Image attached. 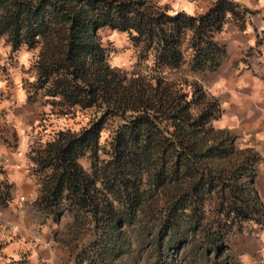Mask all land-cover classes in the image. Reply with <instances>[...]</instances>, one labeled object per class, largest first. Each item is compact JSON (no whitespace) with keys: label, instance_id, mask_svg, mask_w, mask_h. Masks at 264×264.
Masks as SVG:
<instances>
[{"label":"trees","instance_id":"trees-1","mask_svg":"<svg viewBox=\"0 0 264 264\" xmlns=\"http://www.w3.org/2000/svg\"><path fill=\"white\" fill-rule=\"evenodd\" d=\"M244 10L234 0H212L196 13L171 11L162 0H0V37L11 51L35 49L27 97L39 90L48 113L59 116L74 107L99 111L87 125L53 128L29 144L33 206L54 220L66 210L73 223L82 212L89 228L106 234L110 250L103 254L114 251L125 224L155 225L154 236L167 242L192 232L200 254L215 257L228 228L225 221L209 224L208 210L236 223H264L254 185L257 152L212 124L219 101L196 78L163 75L216 68L225 48L214 34L228 18L240 23ZM103 29L126 32L139 56L149 52V73L127 77L111 66ZM109 120L100 157V131ZM84 155L86 167L78 160ZM7 185L0 180V202L10 198Z\"/></svg>","mask_w":264,"mask_h":264},{"label":"crops","instance_id":"crops-1","mask_svg":"<svg viewBox=\"0 0 264 264\" xmlns=\"http://www.w3.org/2000/svg\"><path fill=\"white\" fill-rule=\"evenodd\" d=\"M234 1L253 8L259 22L251 27L244 17L240 23L228 18L214 34V39L225 48L219 65L186 75L196 78L218 99L221 112L212 124L229 129L239 143L257 152L254 185L264 208V0ZM175 2L186 12H192L189 9L195 6L190 0ZM32 54L24 45L11 51L7 42L0 41V180L8 184L10 194L7 202H0V242L4 248L13 242L25 244L29 250L23 264L35 263L34 240L39 237L34 230L29 232L31 220L37 225L35 217L39 210L32 204L37 182L28 170L27 150L38 139L37 133H41L42 117L48 115L47 123L56 117L55 113H46L49 107L43 101L27 97L24 80L25 73L33 71L28 70ZM51 125L49 128L53 129L57 122ZM20 139L22 149L18 154L16 145L18 140L21 144ZM28 214L32 215L31 220ZM227 241L235 264H264V224L249 223L247 228L232 231Z\"/></svg>","mask_w":264,"mask_h":264},{"label":"rangeland","instance_id":"rangeland-1","mask_svg":"<svg viewBox=\"0 0 264 264\" xmlns=\"http://www.w3.org/2000/svg\"><path fill=\"white\" fill-rule=\"evenodd\" d=\"M162 1L167 2L171 11L180 9V7L174 6L180 4L179 2L176 3L175 0ZM190 1H193L195 4L193 9L190 10L192 13L205 10L212 2V0ZM256 2L254 1L255 4ZM239 5L247 9L246 11L244 10L246 16H243L245 23L254 27L256 22H259V19H256L254 15V9L249 6L246 7V5L243 6L240 3ZM254 7L258 8L259 5H254ZM249 12L253 14L249 16ZM261 18L264 20V12ZM100 31L101 39L109 49L108 63L111 66L121 69L127 77L135 72L144 75L149 73V68L152 63L151 54L148 52L145 56H139L140 45L133 44L129 40L126 32L116 29H103ZM1 40H3L2 37H0ZM30 50L33 53L35 52V49ZM33 71H28L30 73L27 74L25 73L26 78L24 82L30 88L34 79ZM163 75L168 79H177L182 76L189 77L182 69H165ZM36 97L41 101H46V96L40 95L39 90L36 91ZM46 102L51 105L48 101ZM54 107L56 109L59 108L58 105H54ZM98 112L93 106L86 108L74 107L69 109L68 113L60 114V116L55 115L56 117H53L52 123L57 122L55 129L57 127L77 129L87 125L90 120L95 119ZM47 121L45 117L44 125L39 130L41 133L39 135L37 133L38 142L39 139L42 138L45 140L51 134L48 132L51 130L49 127L52 126V123L48 124ZM113 125V121L109 120L105 122L100 131L99 148L97 150V154L100 157L105 155L103 146L109 138V130ZM21 142L22 140L20 139ZM235 142L239 146H243L237 139H235ZM21 149L22 143L19 144L18 140V144L16 145L18 154ZM78 160L83 166H88V158L86 155L79 157ZM80 213L73 223L71 222V214L66 210H63L56 220L51 216H47L45 219L43 212L38 211L35 217L37 225L30 219L32 215H27V218L31 220L29 232L34 230L36 237L39 236L38 238L35 237L38 240H34V264H235V255L228 246L227 236L233 230L247 228L249 223H253L250 220H241L236 223V220L230 221L223 219V217L217 216L213 210H208L206 215L209 224L215 225L216 222L225 221L226 225L224 228H228L224 239V246L220 254L215 257L212 254L207 257L200 254L197 245V234H192V232L185 234V238H182V235L179 234L177 240L167 242V240H162V238H159V241L154 236V232L156 231L155 225H148L144 229H139L134 225L128 226L126 224L121 227V236L118 244L111 247L114 248V251L103 254L102 251L110 250L109 242H107L105 237L106 234L100 232L99 228L97 230L91 229L92 226L88 222H85L86 219L83 218L82 212ZM212 229L214 230L215 227L213 226ZM2 244L0 242V264H23L27 261L29 249L25 244L13 242L8 248H4Z\"/></svg>","mask_w":264,"mask_h":264},{"label":"clouds","instance_id":"clouds-1","mask_svg":"<svg viewBox=\"0 0 264 264\" xmlns=\"http://www.w3.org/2000/svg\"><path fill=\"white\" fill-rule=\"evenodd\" d=\"M175 7H183L181 4H176V5H174ZM189 11H190V9H189Z\"/></svg>","mask_w":264,"mask_h":264}]
</instances>
